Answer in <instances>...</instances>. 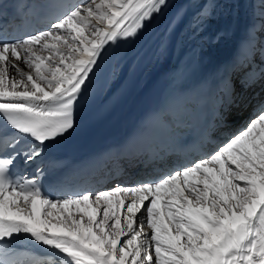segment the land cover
<instances>
[{
  "label": "snow or ice",
  "instance_id": "1",
  "mask_svg": "<svg viewBox=\"0 0 264 264\" xmlns=\"http://www.w3.org/2000/svg\"><path fill=\"white\" fill-rule=\"evenodd\" d=\"M168 3L81 0L47 29L0 38V139L10 137L0 242L29 235L57 264H264V102L226 142L156 179L57 198L36 176L17 178L18 160L35 161L74 127L106 46L135 37Z\"/></svg>",
  "mask_w": 264,
  "mask_h": 264
},
{
  "label": "bare ground",
  "instance_id": "2",
  "mask_svg": "<svg viewBox=\"0 0 264 264\" xmlns=\"http://www.w3.org/2000/svg\"><path fill=\"white\" fill-rule=\"evenodd\" d=\"M260 15H263L261 20H259ZM155 38L158 47L154 57L137 82L127 107L129 108L130 104L139 99L153 96L159 87V80L164 82L166 87L177 89L180 83V69L182 70L180 65L183 62L196 61L205 68L211 81L216 110L221 116L224 115V121L216 132L217 142L207 147L204 155L206 156L238 132L254 114L258 105L264 102V89H262L264 75H261L264 72V2L262 0H170L149 30L141 37L140 47L143 48ZM110 46L111 44L106 46L87 82L98 74L99 68L108 65L105 60ZM139 53L140 51L137 50L119 64L115 63L101 101L107 103L112 101L117 87ZM257 63L263 64L259 70L253 67ZM223 92L229 97L231 104L226 110L223 109ZM85 93L83 87L75 105L81 102ZM244 93L248 94V97L243 99ZM102 108L100 104L99 109ZM231 108L235 110L240 108V110L230 115L233 111ZM227 116L236 121L229 123ZM168 164L171 167L175 165V163ZM134 169L135 167L128 172L132 173ZM147 170L150 174L146 176L148 179H156L172 171L166 166L160 167V164L149 166ZM110 177L112 185L115 184L114 181L135 184L146 178L139 179V176L129 179L126 171L117 177L115 175ZM109 186L110 181H104L93 186L92 191ZM38 264H57V259L53 258L50 262L40 261Z\"/></svg>",
  "mask_w": 264,
  "mask_h": 264
},
{
  "label": "rangeland",
  "instance_id": "3",
  "mask_svg": "<svg viewBox=\"0 0 264 264\" xmlns=\"http://www.w3.org/2000/svg\"><path fill=\"white\" fill-rule=\"evenodd\" d=\"M260 17L261 18H259V20H261V19H263V15H260ZM254 68H257L258 70H259V68H262L263 67V64H259V63H257V64H255L254 66H253ZM263 71H264V68H263ZM262 74H264V72L263 73H261V75ZM262 88V87H261ZM262 89H264V88H262ZM231 110H235L234 108H231ZM230 110V111H231ZM237 112V111H236ZM236 112H234L235 114H236ZM230 115H232L231 113H230ZM229 118V119H228ZM230 117H228L227 116V121L229 122V123H234L236 120L235 119H231ZM142 161H140V163H141ZM166 167L167 168H169V169H171V170H173L174 168H175V166H169V164L167 163L166 164ZM148 169V168H147ZM147 169H145L144 170V172H143V170H142V172L144 173H141V174H143V175H140V177H139V179H141L142 177H146V176H149L150 174L148 173V170ZM145 171H147V172H145ZM126 174H127V178H129V179H133V178H135L136 176H134L132 173H130V172H128V171H126ZM132 174V175H131ZM145 179H148L147 177L145 178ZM115 183H116V181H114ZM114 184V183H113ZM112 185V182L110 181V186Z\"/></svg>",
  "mask_w": 264,
  "mask_h": 264
}]
</instances>
